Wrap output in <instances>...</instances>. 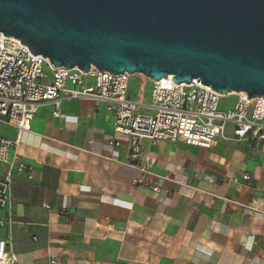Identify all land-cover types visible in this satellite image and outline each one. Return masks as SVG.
Returning a JSON list of instances; mask_svg holds the SVG:
<instances>
[{
	"label": "crops",
	"instance_id": "obj_1",
	"mask_svg": "<svg viewBox=\"0 0 264 264\" xmlns=\"http://www.w3.org/2000/svg\"><path fill=\"white\" fill-rule=\"evenodd\" d=\"M150 87L135 75L129 92L147 104ZM60 112L38 105L21 132L0 123L16 141L8 159L31 169L13 172L0 214L16 264H264V142L228 126L210 149L142 140L132 161L104 103L68 100Z\"/></svg>",
	"mask_w": 264,
	"mask_h": 264
},
{
	"label": "water",
	"instance_id": "obj_2",
	"mask_svg": "<svg viewBox=\"0 0 264 264\" xmlns=\"http://www.w3.org/2000/svg\"><path fill=\"white\" fill-rule=\"evenodd\" d=\"M0 33L55 67L264 99V0H0Z\"/></svg>",
	"mask_w": 264,
	"mask_h": 264
},
{
	"label": "built area",
	"instance_id": "obj_3",
	"mask_svg": "<svg viewBox=\"0 0 264 264\" xmlns=\"http://www.w3.org/2000/svg\"><path fill=\"white\" fill-rule=\"evenodd\" d=\"M126 72L118 76L99 71L91 66L87 72L77 67H55L42 55H32L27 45L17 38L0 33V123L13 126L18 132L29 128L36 107L49 104L55 118H63L61 104L68 100L104 103L112 116V130L129 143V157L139 161L143 157L140 141L151 145L159 142L184 143L210 149L218 138H223L228 126L237 140L264 142V99L247 100L244 92L236 93L230 110H219L223 95L200 81L172 82L168 75L151 81L147 104L141 95L132 97L129 84L132 77ZM143 86L140 87L142 92ZM144 108L150 110L144 112ZM16 141L0 136V214L10 205L13 172L30 173V168L17 156L9 160ZM116 138L110 148L118 147ZM143 173L146 171L142 170ZM243 180L249 176L244 175ZM132 184L147 185L152 193H159L155 182L134 179ZM9 219L7 225H11ZM5 222L0 217V264H16V255L9 240L2 237ZM49 264H58L51 259Z\"/></svg>",
	"mask_w": 264,
	"mask_h": 264
},
{
	"label": "rangeland",
	"instance_id": "obj_4",
	"mask_svg": "<svg viewBox=\"0 0 264 264\" xmlns=\"http://www.w3.org/2000/svg\"><path fill=\"white\" fill-rule=\"evenodd\" d=\"M149 87L145 90V94ZM142 91H144V88H142ZM233 95V94H232ZM230 95V97H221L218 103V109L219 110H230L235 104V96Z\"/></svg>",
	"mask_w": 264,
	"mask_h": 264
},
{
	"label": "bare ground",
	"instance_id": "obj_5",
	"mask_svg": "<svg viewBox=\"0 0 264 264\" xmlns=\"http://www.w3.org/2000/svg\"><path fill=\"white\" fill-rule=\"evenodd\" d=\"M232 94H233V95H232ZM230 95L235 96L236 93H235V92H230V93H228V94H226V95H223V97H230Z\"/></svg>",
	"mask_w": 264,
	"mask_h": 264
}]
</instances>
